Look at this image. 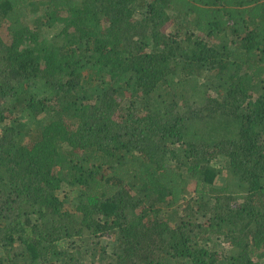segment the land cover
Segmentation results:
<instances>
[{"label": "trees", "instance_id": "obj_1", "mask_svg": "<svg viewBox=\"0 0 264 264\" xmlns=\"http://www.w3.org/2000/svg\"><path fill=\"white\" fill-rule=\"evenodd\" d=\"M0 25V264H264V0H0Z\"/></svg>", "mask_w": 264, "mask_h": 264}, {"label": "rangeland", "instance_id": "obj_2", "mask_svg": "<svg viewBox=\"0 0 264 264\" xmlns=\"http://www.w3.org/2000/svg\"><path fill=\"white\" fill-rule=\"evenodd\" d=\"M41 15H42V12L32 11L28 13L27 15V18H28L27 22L31 24L33 23V21H36V19H39ZM174 27H175V24L173 26H169L167 28V31L171 30V32H174ZM57 32H58V27H43L42 31H40V38L51 39ZM0 38L3 39L4 41L8 40V34L5 30V26H2V25H0Z\"/></svg>", "mask_w": 264, "mask_h": 264}]
</instances>
